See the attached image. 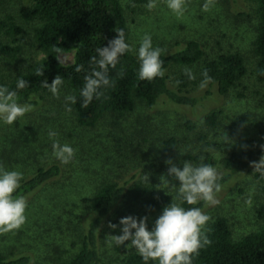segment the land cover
Masks as SVG:
<instances>
[{
	"label": "rangeland",
	"instance_id": "obj_1",
	"mask_svg": "<svg viewBox=\"0 0 264 264\" xmlns=\"http://www.w3.org/2000/svg\"><path fill=\"white\" fill-rule=\"evenodd\" d=\"M118 1L124 11L134 55L145 33L151 35L154 47L162 49L161 56L173 53L177 44L190 41L200 44L204 57L199 63L175 65L166 71L172 91L200 101L194 108L176 106L165 100L152 108L137 102L130 113L108 114L95 127L83 128L76 122L72 105V110L66 111L64 97L71 95V91L63 83L59 97L51 93L37 96L38 106L31 112L13 125L0 124V165L7 170L21 171V181L29 179L38 168L58 165L61 169L59 178L26 197L25 224L18 230L0 233V256L7 260L27 256L29 264H62L71 258L91 219L95 192L102 184L112 183L127 184V190L132 189L103 221L98 232V248L102 264H121L136 251L110 243V236L121 234L120 219L132 216L139 220L146 216L150 230L157 218L143 209L133 188L147 184L178 202V182L167 175L170 165L166 160L171 159L173 164L182 167V156H201L204 149L198 138L204 136L221 176L225 158L253 149L258 142L259 128L233 124L237 117L247 115L259 122L260 127L264 125V83L256 79L254 55L258 22L255 1L211 0L205 11L202 5L206 0H187L181 16L171 12L164 0H158L152 10L146 7L148 1L145 4L136 0ZM30 6L27 0H0V22L13 24L19 30L16 35L5 31L0 34V85L7 86L28 65L46 58L33 39L39 23L26 22L20 16L21 8ZM4 48L12 51L3 52ZM221 54H239L247 74L226 96L218 97L208 85L200 88V71L205 61ZM56 57L61 65L68 66L73 63L74 51H59ZM186 67L192 69L195 79L190 80L184 74ZM212 112L219 114L218 127L208 132L203 120ZM187 122L194 125V131L186 130ZM50 130L58 133L56 139L60 143L76 149L71 163L61 164L52 156ZM170 138L178 142V149L164 155L161 145ZM217 199L218 204L207 205L203 210L210 217L205 228L215 218L222 217L229 225L232 240L238 241L263 226L257 211L264 205V184L256 183L252 174L240 173L233 177L220 188ZM109 223L117 224V228H109Z\"/></svg>",
	"mask_w": 264,
	"mask_h": 264
},
{
	"label": "trees",
	"instance_id": "obj_2",
	"mask_svg": "<svg viewBox=\"0 0 264 264\" xmlns=\"http://www.w3.org/2000/svg\"><path fill=\"white\" fill-rule=\"evenodd\" d=\"M16 1V0H7ZM31 6L20 10L21 18L26 22L37 21L39 26L34 30L33 39L35 45L46 54V58L38 63L30 64L25 72L7 85L9 90L15 88L18 78L28 81V87L18 91L19 103H30L37 107L36 97L51 92L43 86V81L51 83L56 75L64 78V83L71 91V95L77 97V102L72 105L76 122L80 127L93 128L106 115L122 116L130 113L137 102L144 103L148 107H154L158 101L165 100L176 106L194 108L200 99L185 96L172 91L168 85L166 71L175 65L191 66L199 63L204 52L199 43L190 41L184 45L177 44V49L166 56H161L164 62L165 76L153 81H141L138 79V61L132 49L121 57L115 68L109 69V78L113 81L111 87L103 89L104 95L94 99L87 108L81 107L79 95L84 85V76L90 74L94 65L91 58L96 56V49L105 47L109 40L116 38L114 29L123 28L125 40L130 45L124 11L118 0H27ZM148 0H136L145 4ZM257 4V27L254 42V55L256 62V79L264 83V0H254ZM16 35L18 28L13 24L0 22V34ZM131 46V45H130ZM59 51H74L73 63L63 66L59 63L56 53ZM3 52L12 50L4 48ZM77 65L82 70H75ZM42 69L43 75H38ZM207 70L212 78L208 84L218 97L226 96L236 88L246 76L247 69L243 58L239 54H221L213 60L205 61L200 71V79L203 70ZM219 114L212 112L203 120V127L208 132H213L218 127ZM233 124L238 127L259 128L258 142L253 149L243 150L231 154L222 161V175L218 181L224 186L233 177L240 173H250L256 183L264 184V177L253 172L250 162H258L264 156V125L247 115L237 117ZM184 127L192 132L195 127L187 122ZM198 141L203 146L201 156L186 154L181 160L191 162L194 165L201 163L210 164L217 168L218 164L209 150L206 137L199 136ZM163 154H170L178 149V142L174 138L164 141L161 145ZM61 175L58 165L46 168H38L32 176L20 182V188L13 193L14 196L25 198L41 187L56 180ZM127 184L112 183L102 184L95 192L91 202V219L87 222L85 232L76 248V253L62 264H102L98 248V232L103 221L112 215L125 196ZM220 187V188H221ZM134 195L142 203L143 209L150 215L158 217L162 209L170 202H174L169 196L157 192L150 185H138ZM182 206L187 209L200 207L203 211L207 204L200 202L196 205ZM258 219L263 226L255 233L249 234L238 241H233L227 221L217 217L205 228L211 244L200 250L199 255L193 260V264H264V205L257 211ZM75 247V246H74ZM30 258L21 256L7 260L0 256V264H29ZM121 264H144L137 253L129 254ZM149 264H156L150 261Z\"/></svg>",
	"mask_w": 264,
	"mask_h": 264
},
{
	"label": "clouds",
	"instance_id": "obj_3",
	"mask_svg": "<svg viewBox=\"0 0 264 264\" xmlns=\"http://www.w3.org/2000/svg\"><path fill=\"white\" fill-rule=\"evenodd\" d=\"M166 7L181 16L186 10L187 0H164ZM211 0H206L202 5L203 10H208ZM158 0H148L146 7L149 10L156 8ZM116 38L109 40L107 46L96 49L97 55L91 58L94 65L90 74L84 76V85L80 90L81 107L87 108L94 100H99L103 95V89L112 86L113 81L109 78V69L115 68L131 46L125 40L123 28L114 29ZM57 52L59 49L57 48ZM162 49L154 47L152 37L145 33L140 40L136 51L139 64L137 76L141 81H153L156 78L165 76L164 62L161 59ZM77 72L82 70L77 65ZM38 75H43L42 69ZM188 79H195L190 68L184 69ZM203 80L200 88L203 89L211 82L212 78L207 70H203ZM55 97H59L60 88L64 78L56 75L51 83L43 81ZM28 87V81L18 78L15 88L23 90ZM9 90L5 85H0V124L13 125L14 121L25 116L33 110L30 103H19L18 91ZM65 99L66 111H71V105L77 102L75 95H67ZM49 138L52 140V156L61 164L67 165L74 159L76 149L68 143H60L56 137L58 133L50 130ZM227 140V137H225ZM264 147V146H262ZM170 165L167 175L177 181V201L170 202L165 206L160 215L155 219L151 229L147 225V217H123L119 221L120 235L110 236V243L116 247L124 245L127 249H133L141 257L144 264L150 261L156 264H193V260L199 255L204 247L211 244L208 238L205 225L210 220L209 215L200 207L185 209L182 204L196 205L204 202L209 206L219 203L217 193L220 191L218 181L221 176L218 170L210 164L201 163L194 165L185 161L182 167H178L171 159L165 161ZM253 172L264 177V156L258 162H250ZM146 179L147 176L145 175ZM163 177V176H162ZM23 173L18 170H7L0 165V233H8L20 229L26 222L27 200L24 196H14L13 193L20 188ZM164 178V177H163ZM166 182L167 179L164 178ZM250 203V201H249ZM111 229H116L117 224L109 223ZM125 241L130 243L125 244Z\"/></svg>",
	"mask_w": 264,
	"mask_h": 264
}]
</instances>
